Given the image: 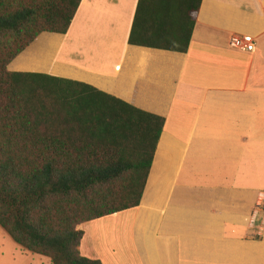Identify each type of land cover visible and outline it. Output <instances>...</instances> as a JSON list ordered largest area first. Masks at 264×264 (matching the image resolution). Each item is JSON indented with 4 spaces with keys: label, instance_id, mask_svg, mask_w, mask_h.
Segmentation results:
<instances>
[{
    "label": "crops",
    "instance_id": "0c3cea01",
    "mask_svg": "<svg viewBox=\"0 0 264 264\" xmlns=\"http://www.w3.org/2000/svg\"><path fill=\"white\" fill-rule=\"evenodd\" d=\"M135 4L80 0L64 33L40 32L6 65L82 82L163 120L138 204L89 221L78 253L111 264L88 233L128 213L138 264H264V228L248 227L264 196V0H200L184 52L129 45ZM246 33L252 51L228 46Z\"/></svg>",
    "mask_w": 264,
    "mask_h": 264
},
{
    "label": "trees",
    "instance_id": "16d2710c",
    "mask_svg": "<svg viewBox=\"0 0 264 264\" xmlns=\"http://www.w3.org/2000/svg\"><path fill=\"white\" fill-rule=\"evenodd\" d=\"M80 0H0V228L51 264L79 255V225L134 208L162 118L82 82L6 65ZM200 0H136L129 45L184 52Z\"/></svg>",
    "mask_w": 264,
    "mask_h": 264
},
{
    "label": "rangeland",
    "instance_id": "374dc122",
    "mask_svg": "<svg viewBox=\"0 0 264 264\" xmlns=\"http://www.w3.org/2000/svg\"><path fill=\"white\" fill-rule=\"evenodd\" d=\"M88 222L80 224L79 228L83 230ZM98 223L96 234H91L95 236L94 239H91L90 233L87 232L89 242L98 243L99 248L106 252L105 257L111 261V264H138L131 248L129 214L122 213L114 218L107 217L106 220H98ZM94 227V222L89 223L90 231L94 230ZM18 247L0 228V264H33L27 255L39 257Z\"/></svg>",
    "mask_w": 264,
    "mask_h": 264
},
{
    "label": "built area",
    "instance_id": "2783aa9c",
    "mask_svg": "<svg viewBox=\"0 0 264 264\" xmlns=\"http://www.w3.org/2000/svg\"><path fill=\"white\" fill-rule=\"evenodd\" d=\"M230 48L250 52L254 48L253 39L249 34L231 35L228 38ZM248 227L252 229L253 234L259 236L264 228V196L259 195L256 206L249 212Z\"/></svg>",
    "mask_w": 264,
    "mask_h": 264
}]
</instances>
